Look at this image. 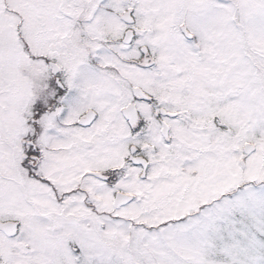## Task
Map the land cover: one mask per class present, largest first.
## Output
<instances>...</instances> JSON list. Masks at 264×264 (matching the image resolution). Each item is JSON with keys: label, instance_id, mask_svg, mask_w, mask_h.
<instances>
[{"label": "snow or ice", "instance_id": "obj_1", "mask_svg": "<svg viewBox=\"0 0 264 264\" xmlns=\"http://www.w3.org/2000/svg\"><path fill=\"white\" fill-rule=\"evenodd\" d=\"M0 264H264V0H0Z\"/></svg>", "mask_w": 264, "mask_h": 264}]
</instances>
